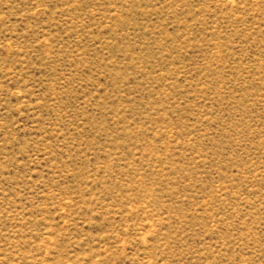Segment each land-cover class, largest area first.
I'll list each match as a JSON object with an SVG mask.
<instances>
[{"label":"rangeland","instance_id":"374dc122","mask_svg":"<svg viewBox=\"0 0 264 264\" xmlns=\"http://www.w3.org/2000/svg\"><path fill=\"white\" fill-rule=\"evenodd\" d=\"M0 264H264V0H0Z\"/></svg>","mask_w":264,"mask_h":264}]
</instances>
